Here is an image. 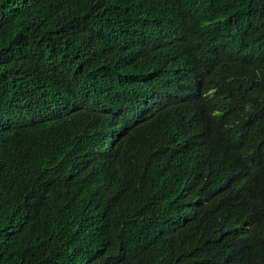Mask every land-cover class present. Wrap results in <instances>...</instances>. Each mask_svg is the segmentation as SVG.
I'll return each instance as SVG.
<instances>
[{"label":"trees","instance_id":"1","mask_svg":"<svg viewBox=\"0 0 264 264\" xmlns=\"http://www.w3.org/2000/svg\"><path fill=\"white\" fill-rule=\"evenodd\" d=\"M181 13L182 0H0V264H264V193L249 197L242 185L237 195L245 201L213 198L226 173L243 180L237 168L245 150L217 152L205 172H171L169 144L186 142L181 134L196 106L165 117L173 131L160 148L145 129L110 166L95 163L105 174L67 177L73 155L80 159L77 146L90 143L75 124L35 129L42 110L61 108L71 92L127 107L131 116L152 85L195 70L185 45L166 59L148 42L156 33L173 36ZM254 102L212 120L215 151L242 138L227 136L226 125L250 114ZM149 158L152 171L131 185L129 164L142 169ZM250 180L264 184V169L251 171ZM194 200L203 216L177 240L171 226ZM228 227V234L244 231L243 249L215 240ZM210 247L221 258L209 260Z\"/></svg>","mask_w":264,"mask_h":264},{"label":"clouds","instance_id":"2","mask_svg":"<svg viewBox=\"0 0 264 264\" xmlns=\"http://www.w3.org/2000/svg\"><path fill=\"white\" fill-rule=\"evenodd\" d=\"M185 13L175 20L174 35L163 37L153 34L148 42L156 58L165 57L178 51L185 45L195 70H186L183 75L159 86L152 85L151 93L143 104L132 107V115L124 114L127 107L108 108L104 103L85 100V94L71 92L61 108H48L41 112L35 129L47 125L69 127L75 124L86 135L90 143L77 146L80 159L76 156L69 164L67 177L105 174L106 168L95 166L103 162L110 166L111 158L122 154L135 145L141 132L148 129L149 142H155L157 148L168 140L169 130L165 117L174 111L196 106L185 124V130L179 143L171 141L173 154L170 163L171 172L184 175L181 169L190 168L194 173L205 172V166L215 167L217 152L231 156L239 149L245 150L244 162L237 169L243 175L239 181L228 173L216 183L214 202L235 195L236 201H245L253 195L264 193V184L250 180V172L264 169V0H182ZM153 27V31H154ZM186 50V51H187ZM93 89V94L100 93ZM187 94L185 97L184 95ZM254 99L252 112L244 114L232 124H227V136H242L232 139L220 151L214 150L213 126L224 115L241 103ZM158 125L157 130L150 129ZM200 136L205 139L201 140ZM148 142V143H149ZM257 150L253 154L252 150ZM153 155V154H152ZM150 158L142 169L132 170L131 185L139 184V178L152 170ZM87 181V180H86ZM80 180L79 183H84ZM242 185L249 187L251 195H237ZM87 204L89 201H85ZM187 216L173 223L170 232L177 240L190 234L199 224L203 213L198 210V201L189 206ZM222 230L216 237L219 243L229 251L243 249L242 229L231 234ZM213 255L209 260H217V250L210 247Z\"/></svg>","mask_w":264,"mask_h":264}]
</instances>
